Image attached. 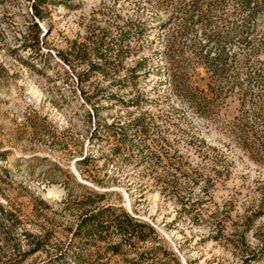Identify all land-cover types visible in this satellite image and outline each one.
Segmentation results:
<instances>
[{"label": "rangeland", "instance_id": "rangeland-1", "mask_svg": "<svg viewBox=\"0 0 264 264\" xmlns=\"http://www.w3.org/2000/svg\"><path fill=\"white\" fill-rule=\"evenodd\" d=\"M0 264H264V0H0Z\"/></svg>", "mask_w": 264, "mask_h": 264}]
</instances>
